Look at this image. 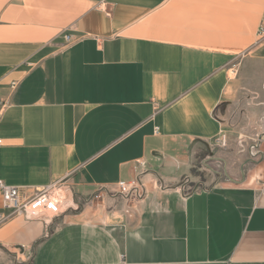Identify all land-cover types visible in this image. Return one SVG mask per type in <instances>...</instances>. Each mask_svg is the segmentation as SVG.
<instances>
[{
    "label": "crops",
    "instance_id": "obj_1",
    "mask_svg": "<svg viewBox=\"0 0 264 264\" xmlns=\"http://www.w3.org/2000/svg\"><path fill=\"white\" fill-rule=\"evenodd\" d=\"M261 48L264 0H0V181L82 205L47 228L0 198V264H264V161L222 148Z\"/></svg>",
    "mask_w": 264,
    "mask_h": 264
},
{
    "label": "rangeland",
    "instance_id": "obj_2",
    "mask_svg": "<svg viewBox=\"0 0 264 264\" xmlns=\"http://www.w3.org/2000/svg\"><path fill=\"white\" fill-rule=\"evenodd\" d=\"M262 50L263 49L261 48L253 53L251 56L253 59L252 65L248 70L250 74L249 77L253 81V87L255 88L257 80L260 82L264 80V53ZM230 75L234 78L232 73H230ZM246 84L247 83L244 82V85ZM249 97H251V101L248 100ZM256 97V93H247L245 86L241 87L234 99H228L229 103L225 106L226 110L224 111V122L227 124V132L225 133L228 134L230 138V140L227 141L226 146L222 147L225 151H228L225 153V157L227 156V158L230 159L231 156H233L241 159V155H247L244 157L243 161L246 158H249L255 163L254 166L247 169L246 174H250L252 171L253 173H260L258 166L264 161V151L258 147V145H264L263 139L260 138L264 137V108L259 109L260 104L258 100H256ZM250 150H254L255 153L258 151L261 153L257 156H251ZM195 189L197 188L192 186L188 189V193Z\"/></svg>",
    "mask_w": 264,
    "mask_h": 264
},
{
    "label": "built area",
    "instance_id": "obj_3",
    "mask_svg": "<svg viewBox=\"0 0 264 264\" xmlns=\"http://www.w3.org/2000/svg\"><path fill=\"white\" fill-rule=\"evenodd\" d=\"M66 41L71 44L72 38L66 36ZM15 87L16 84H12V88ZM1 145L2 141L0 140ZM23 190L25 189L8 186L0 181L2 206L10 212V216L23 217L27 221H39L48 228L55 218L69 213H78L82 209V205L76 200L72 188L64 182L37 188L27 198L22 197ZM117 191L124 198H141L144 194V187L138 180L119 181ZM187 194L188 192H186ZM5 220L6 217L0 213V225Z\"/></svg>",
    "mask_w": 264,
    "mask_h": 264
}]
</instances>
